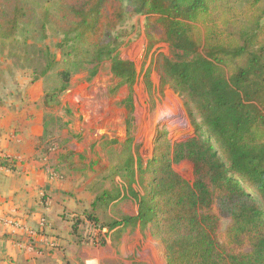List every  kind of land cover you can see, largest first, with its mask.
<instances>
[{
	"label": "trees",
	"instance_id": "obj_1",
	"mask_svg": "<svg viewBox=\"0 0 264 264\" xmlns=\"http://www.w3.org/2000/svg\"><path fill=\"white\" fill-rule=\"evenodd\" d=\"M135 16L146 17L148 51L161 43L173 51V58L159 54L152 64L160 90L182 99L194 133L160 145L146 166L128 138L125 160L111 170L137 201L138 215L100 224L92 209L86 219L108 232L119 228L118 236L151 226L166 264H264V0H0V52L41 51L45 66L38 77L53 74L58 83L44 93L47 109L61 105L74 74L89 68L92 79L110 61L116 88L130 89L123 102L129 133L138 72L118 56L115 33ZM50 34L61 37L62 61L38 48ZM151 71L144 74L149 93ZM67 127L45 116L41 141L49 128ZM184 161L193 164L192 183L174 169ZM223 220L229 221L224 232Z\"/></svg>",
	"mask_w": 264,
	"mask_h": 264
},
{
	"label": "rangeland",
	"instance_id": "obj_2",
	"mask_svg": "<svg viewBox=\"0 0 264 264\" xmlns=\"http://www.w3.org/2000/svg\"><path fill=\"white\" fill-rule=\"evenodd\" d=\"M145 25V16L128 17L115 33L121 43L118 56L133 62L138 72V80L133 88L135 111L129 133L126 125L128 112L123 102L128 98L130 89L128 86L116 88L118 81L111 73L110 61L102 63L98 74L92 79L89 68L74 74L69 90L59 97L61 105L47 109L43 105L44 93L58 83L53 74L38 77V72L45 66L41 51L31 49L27 53L6 49L4 53L0 52V106L8 102L11 106L18 104L20 110L26 109L29 117L37 114L44 118L52 114L68 124L64 130L49 128L47 138L42 139L40 144L44 152L55 150L76 155L74 160L64 162L66 166H57L49 161L50 169L63 181L69 180L78 185L92 181V187H98V191L104 186L113 191L117 182L115 179L119 182L121 178L112 173L111 167L119 166L125 160L128 146L124 144L128 138L132 150L146 166L160 145L173 146L193 136L194 130L182 99L169 88L160 90V77L152 64L159 54L173 58V51L164 43L148 51ZM60 41L61 37L50 34L38 48L49 49L57 61H62L61 50L57 47ZM148 68L152 70L151 93L146 90L144 81ZM61 139L69 142L65 145L59 142ZM112 141L118 143L109 144ZM48 147L50 149L46 150ZM174 169L188 182H193L191 161L174 165ZM67 217L73 223L77 220L80 222L79 238L85 245L94 248V258L87 264H166L165 248L160 240L152 236L151 226L139 235L129 236L125 250H121L111 244L110 233L106 229L103 233L107 232V246L101 245V242L99 246L89 243L86 236L90 228L87 227L86 218L74 213L67 214ZM102 218L105 220L104 215ZM228 223L227 220L222 221V232Z\"/></svg>",
	"mask_w": 264,
	"mask_h": 264
},
{
	"label": "crops",
	"instance_id": "obj_3",
	"mask_svg": "<svg viewBox=\"0 0 264 264\" xmlns=\"http://www.w3.org/2000/svg\"><path fill=\"white\" fill-rule=\"evenodd\" d=\"M43 132V116L29 117L18 104L0 106V218L16 219L33 229H38L45 218L46 236L57 243L54 250L39 245L41 255L27 254L20 248L21 234L0 223V264H87L94 258V248L81 241L67 214L86 218V213L94 209L100 224H110L122 217L137 216L138 203L117 178L113 191L106 186L98 191L92 181L78 185L58 178L49 161L66 166V161L76 155L60 162L65 152H44L40 146ZM133 188L142 193L136 185ZM117 230L109 232L110 242L121 250H125L129 236L142 231L140 227L127 228L118 236Z\"/></svg>",
	"mask_w": 264,
	"mask_h": 264
},
{
	"label": "built area",
	"instance_id": "obj_4",
	"mask_svg": "<svg viewBox=\"0 0 264 264\" xmlns=\"http://www.w3.org/2000/svg\"><path fill=\"white\" fill-rule=\"evenodd\" d=\"M87 227L90 228L89 234H87L86 239L89 243L96 246L100 245L101 239L106 241V233H103L105 230L100 229V227L93 224L91 221H85ZM0 223L3 224L6 228L13 229L16 232H19L22 236L20 242V248L25 251L27 254L31 255H41L42 254V244H46L50 250L57 248V243L55 240H50L45 233V229L48 226V222L45 218H42L39 223L38 229H33L27 226L24 223L16 219L10 218H0ZM80 225V224H79ZM78 225V228H79ZM96 232L98 234H96Z\"/></svg>",
	"mask_w": 264,
	"mask_h": 264
}]
</instances>
